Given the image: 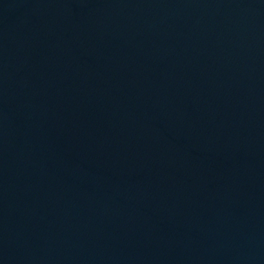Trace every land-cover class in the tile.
I'll use <instances>...</instances> for the list:
<instances>
[{"label": "water", "instance_id": "water-1", "mask_svg": "<svg viewBox=\"0 0 264 264\" xmlns=\"http://www.w3.org/2000/svg\"><path fill=\"white\" fill-rule=\"evenodd\" d=\"M0 264H264V0H0Z\"/></svg>", "mask_w": 264, "mask_h": 264}]
</instances>
